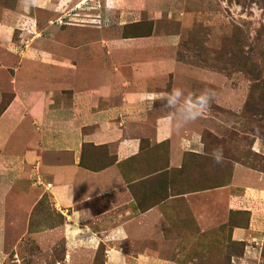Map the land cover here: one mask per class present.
<instances>
[{
	"label": "crops",
	"instance_id": "crops-1",
	"mask_svg": "<svg viewBox=\"0 0 264 264\" xmlns=\"http://www.w3.org/2000/svg\"><path fill=\"white\" fill-rule=\"evenodd\" d=\"M63 3H0V107L5 104L0 111V249L9 223L29 217L45 195L65 216L64 225L53 230L63 238L62 258L54 264H95L101 246L102 264H172L157 252L126 250L136 246V236L158 242L162 212L159 203L138 208L133 196V186L150 178L130 180L120 169L141 159L144 138L152 146L168 144L172 167L180 166L184 153L203 151L199 126L190 122L177 128L172 110L156 108L169 93V80L172 90L181 88L186 95H199V86L218 89L215 104L228 109H238L239 100L222 77L176 59L180 35L112 38L107 30L59 25L64 16L43 23L35 17L40 8L57 13ZM86 146L107 147L113 164L99 171L84 168ZM255 147L264 150L262 144ZM233 184L230 188H241L230 203L244 204L250 212L249 227L235 229L233 237L260 245L264 172L235 164Z\"/></svg>",
	"mask_w": 264,
	"mask_h": 264
},
{
	"label": "rangeland",
	"instance_id": "rangeland-1",
	"mask_svg": "<svg viewBox=\"0 0 264 264\" xmlns=\"http://www.w3.org/2000/svg\"><path fill=\"white\" fill-rule=\"evenodd\" d=\"M0 3L10 7L16 0ZM53 4L59 6L61 0ZM55 11L40 8L35 17L43 23L64 16L63 25L69 28L107 30L112 38L180 35L176 59L222 77L239 100L238 109L218 106L213 100L192 122L200 128L203 151L184 153L180 166L170 164L168 144L152 146L142 139L141 159L120 170L130 180L150 178L133 186V196L140 209L161 204V226L157 243L136 236V246L126 250L157 252L172 264H264V239L260 245L234 239L235 229L249 227L250 212L244 204L230 203L241 188H230L235 164L264 172V150L257 152L255 147L264 145V0H64L62 10ZM165 85L171 92L170 80ZM205 89L216 95L219 91L209 85L197 87L200 92ZM165 105L164 99L156 108ZM217 149L222 150L220 163L211 156ZM113 161L107 147L86 146L81 165L99 171ZM64 221L44 195L29 217L9 223L0 264L19 263L18 257L21 264L61 260L63 238L53 230ZM98 251L95 264H102L104 247Z\"/></svg>",
	"mask_w": 264,
	"mask_h": 264
},
{
	"label": "clouds",
	"instance_id": "clouds-1",
	"mask_svg": "<svg viewBox=\"0 0 264 264\" xmlns=\"http://www.w3.org/2000/svg\"><path fill=\"white\" fill-rule=\"evenodd\" d=\"M213 89H205L198 96L186 95L185 90L174 88L165 95L166 107L174 112V123L177 128L183 127L200 118L210 108L215 98ZM215 163L222 161V150L217 149L211 153Z\"/></svg>",
	"mask_w": 264,
	"mask_h": 264
},
{
	"label": "built area",
	"instance_id": "built-area-1",
	"mask_svg": "<svg viewBox=\"0 0 264 264\" xmlns=\"http://www.w3.org/2000/svg\"><path fill=\"white\" fill-rule=\"evenodd\" d=\"M57 23H59V25H62V24L64 23V21L61 20V19H59V20H57ZM23 30L26 32L27 35H34V34L31 32V28H30V27H24ZM47 187L50 188V187H51V184H48Z\"/></svg>",
	"mask_w": 264,
	"mask_h": 264
},
{
	"label": "trees",
	"instance_id": "trees-1",
	"mask_svg": "<svg viewBox=\"0 0 264 264\" xmlns=\"http://www.w3.org/2000/svg\"><path fill=\"white\" fill-rule=\"evenodd\" d=\"M5 107V106H4Z\"/></svg>",
	"mask_w": 264,
	"mask_h": 264
}]
</instances>
